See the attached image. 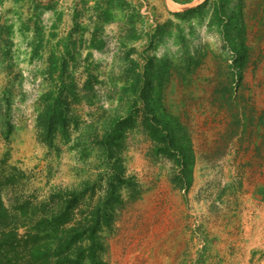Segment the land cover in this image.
<instances>
[{
  "label": "rangeland",
  "instance_id": "374dc122",
  "mask_svg": "<svg viewBox=\"0 0 264 264\" xmlns=\"http://www.w3.org/2000/svg\"><path fill=\"white\" fill-rule=\"evenodd\" d=\"M96 1L79 0L78 54L65 72L76 95H65L66 133L57 132L51 145L40 137L36 117L42 94L58 84V71L48 75V56L64 50L66 26L52 30L42 10L43 41L33 53L34 21L22 4L7 57L0 41V168L19 171L6 201L19 194L42 198L85 179L100 192L110 171L95 138L129 109L131 98L121 90L129 60L141 68L152 58L155 69H166L161 103L178 118L191 162L183 167L155 155L140 125L125 132L120 155L129 184L110 206L112 224L100 232L102 258L107 264H264V222L259 230L255 222L264 204V0H230L228 33L210 20L214 0L183 21L174 12L190 6L127 0L131 10H114L98 33L102 47L93 48ZM10 4L0 0L2 23L13 22ZM167 20L163 36L150 39ZM25 21L30 28L18 29ZM132 26L138 38L127 39Z\"/></svg>",
  "mask_w": 264,
  "mask_h": 264
},
{
  "label": "trees",
  "instance_id": "16d2710c",
  "mask_svg": "<svg viewBox=\"0 0 264 264\" xmlns=\"http://www.w3.org/2000/svg\"><path fill=\"white\" fill-rule=\"evenodd\" d=\"M31 1L35 4L28 20L34 21L37 38L32 52L36 53L43 41L40 12L51 4H43V0ZM229 2L214 0L210 16V20L223 27L226 33L234 22V13L228 11ZM82 3H85L84 0ZM208 4L209 0H203L196 6L174 12V16L182 21L196 13L199 17L205 13L204 8ZM94 8L96 23L88 46L101 48L103 40L98 33L102 25L113 19L114 10H131V6L127 0H97ZM80 14L77 10L74 18H79ZM135 14L133 11L129 13L128 20L133 22ZM170 23L172 21L167 20L164 25H158L150 39L161 38ZM29 28L25 21L18 29ZM12 30L13 23L0 22L4 57L9 55ZM81 30V24L76 20L64 43L63 54L57 56L51 52L48 56V75L52 76L58 71V84L42 94L43 107L36 117L39 135L48 145H51L57 132L66 133L69 119L65 95L76 94L74 81L65 72L78 54L74 51L78 41L73 34ZM79 37L81 40L82 36ZM136 38L138 33L132 26L127 39ZM129 62L132 65L127 69L128 82L121 88L131 98L129 109L125 115L112 118L95 138L105 158L106 168L110 171L100 192L96 191V185L90 179H85L69 188H53L42 198L19 194L8 197L6 201L4 193L7 188L11 189L17 184L15 179L19 171L7 173L0 168V264H107L101 256L104 242L100 232L112 224L114 219L110 206L121 200L120 190L123 185L129 184L120 155L127 130L140 125L154 142L152 151L155 155L164 154L183 167L191 162V151L186 137L180 134L178 118L167 112L161 103L166 69H155L152 58H146L141 68H137L134 60ZM65 77H69V80L66 81ZM91 79L92 75H89L85 87L91 86Z\"/></svg>",
  "mask_w": 264,
  "mask_h": 264
},
{
  "label": "crops",
  "instance_id": "0c3cea01",
  "mask_svg": "<svg viewBox=\"0 0 264 264\" xmlns=\"http://www.w3.org/2000/svg\"><path fill=\"white\" fill-rule=\"evenodd\" d=\"M43 4H51L50 7H48L47 9H44L43 15L46 16L47 22L52 24V30L57 31V29L63 25L66 26V34L64 37V40L66 39V36L71 32L72 27L74 25V22L78 19V18H74V15L76 14L77 10L80 7V2L79 0H58L59 2L50 1V0H43ZM139 0H135V2H137ZM163 1V4L165 7L167 8H172L174 5L175 6H192L193 5H197L200 2H202L203 0H161ZM195 1H197L195 4H193ZM22 4H23V9L25 11V13H27V15L29 16L32 13V10L34 8V1L31 0H11V7L9 8L11 13L13 14V22L11 20V22L14 25V28H16L17 26V20H16V15L18 13V10L21 11L22 10ZM95 15V14H94ZM95 19V17H94ZM15 21V22H14ZM107 25V24H106ZM73 36L75 37L76 35L73 34ZM56 39V38H54ZM59 50V55L63 54L64 50L63 48L60 47ZM93 53L95 51V49H92ZM42 60H45L42 59ZM255 222H256V226L258 227V230L260 228V224H262V222H264V204H262L261 206H259L256 215H255ZM264 224V223H263ZM260 232V231H259ZM261 233V232H260ZM261 241V240H259ZM264 241V237L263 240Z\"/></svg>",
  "mask_w": 264,
  "mask_h": 264
}]
</instances>
